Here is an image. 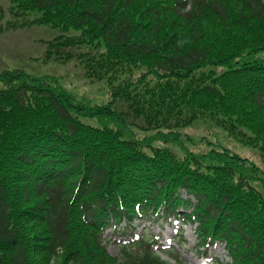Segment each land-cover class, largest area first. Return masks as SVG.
I'll use <instances>...</instances> for the list:
<instances>
[{"label":"trees","instance_id":"16d2710c","mask_svg":"<svg viewBox=\"0 0 264 264\" xmlns=\"http://www.w3.org/2000/svg\"><path fill=\"white\" fill-rule=\"evenodd\" d=\"M8 1L0 35L55 30L44 60H77L109 96L83 103L54 76L0 68V264H186L146 235L120 256L103 244L170 215L196 249L223 245L215 264H264V170L212 141L192 151L183 132L208 124L264 155V0Z\"/></svg>","mask_w":264,"mask_h":264},{"label":"rangeland","instance_id":"374dc122","mask_svg":"<svg viewBox=\"0 0 264 264\" xmlns=\"http://www.w3.org/2000/svg\"><path fill=\"white\" fill-rule=\"evenodd\" d=\"M0 5L5 9V19L10 18L7 10L11 6L8 0H0ZM32 18L33 15H28ZM56 31L46 26H32L25 29L8 31L0 35V68L5 65H15L25 68L35 74L51 75L57 78L76 101L87 104L104 103L108 100L105 83L90 80L84 77L83 68L77 60L67 62L45 61L43 53L45 43ZM256 59L264 58V51L253 54ZM190 136L191 140H185L186 146L195 152L205 151L212 145L211 141L225 147L232 152L255 163L261 170H264V155H261L256 147L245 145L235 138L227 135L221 129L208 124L193 125L183 131ZM153 130L138 131V137L147 136ZM209 140L210 143H207ZM154 146L164 145L160 140L154 139L151 143ZM146 151L149 148H144ZM183 198L185 194L181 191ZM165 218H141L136 220L131 227L122 224V229L116 232L107 229L104 234L103 244L112 256H120L119 247L129 237L132 230L137 235L157 239L164 252L159 255L170 262H173L170 255L177 254L186 264H215L216 259L227 261L226 252L221 244H215L207 252L199 253L195 250L196 237L192 229L194 225L183 224L172 215ZM124 232V233H123ZM169 252V253H168ZM215 259V260H214Z\"/></svg>","mask_w":264,"mask_h":264}]
</instances>
